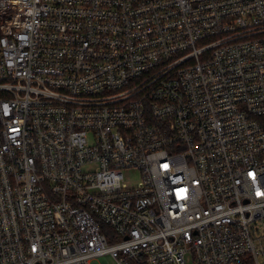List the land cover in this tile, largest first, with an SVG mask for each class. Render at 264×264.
<instances>
[{
    "label": "built area",
    "instance_id": "2783aa9c",
    "mask_svg": "<svg viewBox=\"0 0 264 264\" xmlns=\"http://www.w3.org/2000/svg\"><path fill=\"white\" fill-rule=\"evenodd\" d=\"M0 264H264V0H0Z\"/></svg>",
    "mask_w": 264,
    "mask_h": 264
},
{
    "label": "rangeland",
    "instance_id": "374dc122",
    "mask_svg": "<svg viewBox=\"0 0 264 264\" xmlns=\"http://www.w3.org/2000/svg\"><path fill=\"white\" fill-rule=\"evenodd\" d=\"M125 178L130 184L136 185L139 181L140 174L137 171L130 172V171L126 170L125 171ZM108 258H109V260H111L110 257H108ZM187 258L190 259V256L188 255Z\"/></svg>",
    "mask_w": 264,
    "mask_h": 264
}]
</instances>
